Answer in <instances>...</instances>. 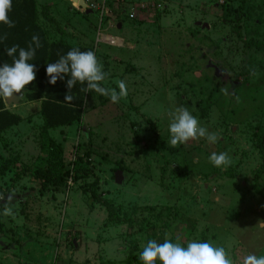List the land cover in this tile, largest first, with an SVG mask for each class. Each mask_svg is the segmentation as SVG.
Instances as JSON below:
<instances>
[{"label":"rangeland","instance_id":"1","mask_svg":"<svg viewBox=\"0 0 264 264\" xmlns=\"http://www.w3.org/2000/svg\"><path fill=\"white\" fill-rule=\"evenodd\" d=\"M49 1L60 19L40 17L50 38L90 42L107 66L102 86L119 91L123 80L128 95L113 104L89 91L81 119L52 129L25 89L9 106L22 120L0 140V154L17 168L0 174L15 214L0 212V264H132L134 243L138 255L148 240L165 238L185 247L193 240L223 246L236 264L250 253L264 255V173L254 177L261 163L255 141L264 130V48L256 47H264V0H104L108 30L97 10L79 19L71 0H37L39 9ZM140 3L144 11L129 18ZM105 34L122 45L103 43ZM178 106L220 139L169 146L168 113ZM77 149L87 151L89 176L69 177L65 187L41 186L19 171L49 155L68 168ZM213 152H227L230 166L214 167ZM14 175H22L16 184ZM95 180L96 193L133 219L130 230L108 221L91 196Z\"/></svg>","mask_w":264,"mask_h":264},{"label":"trees","instance_id":"2","mask_svg":"<svg viewBox=\"0 0 264 264\" xmlns=\"http://www.w3.org/2000/svg\"><path fill=\"white\" fill-rule=\"evenodd\" d=\"M242 6V4H241ZM41 11V13L39 12ZM9 18L14 21L15 27L9 28L7 25L0 24V65L13 63V58L6 54L5 49L10 48L13 45H19L21 48H28L29 43L32 40L33 35H38L40 39L41 47L36 50L35 57L29 61L36 66V79L25 88V99L27 101H39V110L42 116L43 124L46 128H59L71 124L74 121H79L83 114V108L85 104L86 95L89 91L87 84H77L70 90V95L73 96L71 104L64 101L65 94L68 93L66 81L68 76L64 77V80H58L55 85L48 83V77L46 75V67L48 63H54L59 60L63 55H66L68 51L73 48H79L80 51H93L96 55L95 49L92 46L76 45L63 41L61 39H51L45 26L40 21V17L47 23L56 24L54 17L49 13L48 7L42 5L39 9L37 0H12V9L8 13ZM58 32H64V29L57 26ZM237 35H240L239 24L236 21L235 29ZM5 35L7 38L5 39ZM34 46V45H33ZM257 48H264L262 45H256ZM18 58V52L16 54ZM105 63V62H104ZM104 65H107L106 63ZM107 67V66H106ZM104 66L103 70L106 69ZM22 120V117L14 113L9 109L0 97V139L2 134L10 128L18 125ZM255 146L259 152L261 163L259 168L254 174L255 179L261 178L264 173V130L258 135ZM75 151L74 158L70 162L68 168H65L63 164L53 156H48L47 161L43 165H39L33 170L27 166H22L19 171L25 173H31L34 180L39 182L41 186L52 185L54 187H65L67 185L68 178L71 177L73 181H77L79 178L89 176V170L86 162L87 151L82 153ZM16 161L13 157H7V155L0 154V174L16 171ZM25 164V163H24ZM12 169H9V168ZM22 170V171H21ZM13 171V172H14ZM22 177L14 175L12 183L16 184ZM96 180L89 184L91 190V196L97 203H100L107 211V219L113 223H126L130 230L133 225V219L127 216H120L112 203L99 194L96 193L94 187ZM12 186V185H11ZM264 187V185H263ZM10 190L9 185H2L0 183V193L4 195ZM4 209V203L0 201V212ZM130 233V231H129ZM136 244L134 243L133 251L130 256L134 263L142 264L139 260V254L136 255L134 250ZM156 264H160L159 261Z\"/></svg>","mask_w":264,"mask_h":264},{"label":"clouds","instance_id":"3","mask_svg":"<svg viewBox=\"0 0 264 264\" xmlns=\"http://www.w3.org/2000/svg\"><path fill=\"white\" fill-rule=\"evenodd\" d=\"M11 9L12 0H0V24L7 25L9 28L15 27L14 21L8 15ZM4 38L6 39L7 36L5 35ZM40 47L39 36L33 35L27 49L19 45L5 49L6 54L13 58V63L0 65V97L13 100L16 95L21 94L29 84L35 81L37 69L35 64L29 61L35 57L36 50ZM17 52L18 58L16 57ZM256 74L255 70L251 72V75ZM46 75L51 85H55L58 80H64L65 76L69 77L66 81L69 91L64 97V101L69 104L73 101V96L69 94L70 90L77 82L87 84V89L82 90L95 91L99 95L108 97L113 104L128 95L127 85L123 80L116 82L119 91L116 88L102 86L109 74L103 70L102 63L93 51L71 49L58 61L47 64ZM224 92L226 95L229 94L227 89ZM168 115L170 118L169 146L173 148L200 138L206 139L211 144H215L220 139L217 133H210L206 127L201 126L200 121L187 107L178 106ZM209 161L216 168H227L231 164V157L227 152H213ZM13 199L14 194L12 193H9L7 197L0 193V201L5 202L3 214L15 218L12 209ZM139 260L142 264H156L157 261L160 264H236L223 246L193 240L189 241L185 247L179 242L173 243L168 238H165L163 243L148 240L139 253ZM242 264H264V255L250 253L243 257Z\"/></svg>","mask_w":264,"mask_h":264},{"label":"crops","instance_id":"4","mask_svg":"<svg viewBox=\"0 0 264 264\" xmlns=\"http://www.w3.org/2000/svg\"><path fill=\"white\" fill-rule=\"evenodd\" d=\"M64 0H61L60 2L61 3H64L63 2ZM99 2V1H98ZM65 5H67V3H64ZM72 4H74V5H72ZM42 5H45V6H47L48 7V10L50 11V13H51V15L59 22L60 21V19L57 17V15H54V13H55V10H57V9H54V3L52 2V1H49V2H47V3H44V4H42ZM71 5H72V7L70 6V5H68V7H69V9L71 10V11H73L74 13H76V15L78 16V18L79 19H81V15H83V16H87L90 12H91V10H90V12L89 13H86V12H84V10L81 8V7H78V6H76L75 5V3L74 2H72L71 1ZM54 12V13H53ZM111 12H110V9L108 8L107 10H106V13H105V24H106V27H104V29L105 30H108L109 29V27L111 26V23H112V19H107L108 18V16H109V14H110ZM84 18V17H83ZM119 23H117V25H118ZM121 24V23H120ZM121 27V26H120ZM71 30V29H70ZM103 36H108V34L106 35H102V37H101V40L103 41V40H107V39H103ZM115 38H118L121 42H122V39L119 37V36H114ZM99 41V40H98ZM86 43V45H90V42L89 43H87V42H85ZM103 43H108V42H106V41H103ZM123 43V42H122ZM122 43H120V44H116V43H108L109 45H116V47H118V46H120V45H122ZM11 107H13V106H11ZM4 135H5V133H3L2 134V139H0V140H2L3 141V138H5L4 137ZM3 155H6V154H3Z\"/></svg>","mask_w":264,"mask_h":264},{"label":"built area","instance_id":"5","mask_svg":"<svg viewBox=\"0 0 264 264\" xmlns=\"http://www.w3.org/2000/svg\"><path fill=\"white\" fill-rule=\"evenodd\" d=\"M84 2L86 3V7L88 9L90 10L94 9L98 11L100 19L101 17H103V15H105L106 7L104 4V0L98 3L93 0H84ZM75 5L78 6L77 3H75ZM157 6L160 7L161 5L158 4ZM144 8H145V5L143 3H140L136 8H132L128 14L129 18L134 19L137 16V14H139L141 11H144Z\"/></svg>","mask_w":264,"mask_h":264},{"label":"water","instance_id":"6","mask_svg":"<svg viewBox=\"0 0 264 264\" xmlns=\"http://www.w3.org/2000/svg\"><path fill=\"white\" fill-rule=\"evenodd\" d=\"M71 1L74 2V3H77L78 6L81 7L84 10V12H86V13H89L90 12V10L86 7V3L84 2V0H71ZM120 26H121V24L119 23L117 25V27L119 28ZM22 97H23V92L21 94L16 95L15 96V99H13V100H9V99H6V98H3V100H4V102H5V104L7 106H15L16 104L19 103V101H20V99ZM122 178H123V176L121 174V171L118 170L116 172V174H115V181H116V183H118V184L121 183Z\"/></svg>","mask_w":264,"mask_h":264},{"label":"bare ground","instance_id":"7","mask_svg":"<svg viewBox=\"0 0 264 264\" xmlns=\"http://www.w3.org/2000/svg\"><path fill=\"white\" fill-rule=\"evenodd\" d=\"M103 39H107L110 43H116V44H120L121 43V41L118 38H115V37L103 36Z\"/></svg>","mask_w":264,"mask_h":264}]
</instances>
